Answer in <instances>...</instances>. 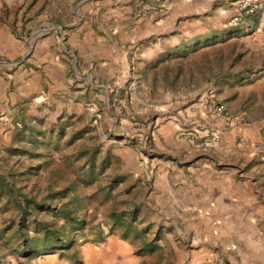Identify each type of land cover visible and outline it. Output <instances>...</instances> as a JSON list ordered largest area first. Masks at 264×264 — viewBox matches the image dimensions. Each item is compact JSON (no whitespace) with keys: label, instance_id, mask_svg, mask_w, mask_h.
I'll use <instances>...</instances> for the list:
<instances>
[{"label":"crops","instance_id":"obj_1","mask_svg":"<svg viewBox=\"0 0 264 264\" xmlns=\"http://www.w3.org/2000/svg\"><path fill=\"white\" fill-rule=\"evenodd\" d=\"M238 1L67 0L38 34L15 37L0 26V134L9 138L46 112L107 113L111 93L150 89L165 68L171 81L182 62L211 47L235 44L234 56L251 62L227 73V94L209 85L195 101L154 96L153 118L124 135L137 139L116 153L118 210L150 239L103 235L75 244L76 257L0 264H264V9L232 24ZM209 92L226 117L208 111ZM132 102L118 101L124 110ZM105 113L93 116L123 121Z\"/></svg>","mask_w":264,"mask_h":264},{"label":"rangeland","instance_id":"obj_2","mask_svg":"<svg viewBox=\"0 0 264 264\" xmlns=\"http://www.w3.org/2000/svg\"><path fill=\"white\" fill-rule=\"evenodd\" d=\"M66 1L0 0V26L6 27L15 37L38 34L44 24L52 22V15L64 7ZM236 48L235 44L208 48L182 62L176 73L171 74V81L165 68L155 75L150 89L139 87L125 90V93L121 90L111 93L114 101H109L113 105L107 107V113H116L123 121L102 118L101 114L96 118L93 115L105 113V109L96 106L90 114L87 112L89 107L83 106L79 110L83 113L76 116L62 113L59 117L48 118L46 112L41 120L34 119L16 127L12 138L1 133V260H28L40 253L51 252L70 256L75 244L96 243L103 235H119L143 242L150 239L145 232H133L129 218L118 210L122 207V202H118L124 188L119 183L121 161L116 153L123 140L134 144L137 139L135 136L124 139V135L136 131L142 124L139 118L145 121L153 118L154 110L148 103L151 100L154 103V96L162 101L168 94L170 103H178L177 95L185 94L189 96L187 102L195 101L199 92L209 85L219 87L221 93L227 94L223 80L229 78L232 69L251 63L250 58L234 56ZM128 98L133 102L124 110L118 101ZM97 103L100 105L101 101L97 100ZM120 129L124 131L116 132ZM24 199L34 200L43 210L32 206L23 208ZM110 212L116 214L114 219L109 217ZM63 213L67 219H61ZM45 230L55 232L60 239L58 245H66L71 237L69 249L52 251L50 245L42 243L43 238L48 237Z\"/></svg>","mask_w":264,"mask_h":264},{"label":"built area","instance_id":"obj_3","mask_svg":"<svg viewBox=\"0 0 264 264\" xmlns=\"http://www.w3.org/2000/svg\"><path fill=\"white\" fill-rule=\"evenodd\" d=\"M264 9V0H239L235 5L236 15L230 18V23H236L240 16L250 17ZM207 98L210 101L208 111L217 117H226L223 107L215 102V95L209 92ZM187 139L197 147L202 146V140H197L193 135H187Z\"/></svg>","mask_w":264,"mask_h":264},{"label":"trees","instance_id":"obj_4","mask_svg":"<svg viewBox=\"0 0 264 264\" xmlns=\"http://www.w3.org/2000/svg\"><path fill=\"white\" fill-rule=\"evenodd\" d=\"M24 207L23 208H29L30 206H32V207H34V208H36V209H39V208H41V205L40 204H37L34 200H32V199H24ZM40 211L41 210H43V209H39ZM62 212V210H59V213H61ZM64 215H63V217L61 218V219H65L66 218V213H63ZM109 217L112 219H114L115 217H116V214L115 213H113V212H110L109 213ZM67 219V218H66ZM68 220H70V219H68ZM35 231V230H34ZM33 231V232H34ZM35 233H37V231H35ZM45 236H48V237H45V238H43V242L42 243H44V244H47V245H50V247H51V249H52V251H54L56 248L58 249H60V250H68L69 249V246L72 244V239H71V237L68 239V241H67V243H66V245H58V244H60L59 243V237H57V235L55 234V232L54 231H47V230H45ZM70 236H71V234H70ZM49 237L50 238H53V237H55L54 239H49ZM23 242H25V241H23ZM24 245H25V243H23ZM23 245V246H24ZM51 253H53V252H51ZM40 254H42V255H44V254H50V253H40Z\"/></svg>","mask_w":264,"mask_h":264}]
</instances>
